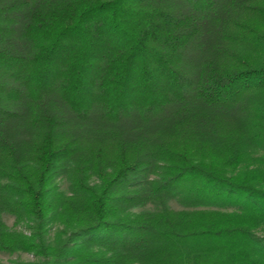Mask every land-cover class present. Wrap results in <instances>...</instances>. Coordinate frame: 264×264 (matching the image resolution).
Returning <instances> with one entry per match:
<instances>
[{
	"label": "trees",
	"instance_id": "obj_1",
	"mask_svg": "<svg viewBox=\"0 0 264 264\" xmlns=\"http://www.w3.org/2000/svg\"><path fill=\"white\" fill-rule=\"evenodd\" d=\"M259 231L264 0H0L1 252L264 264Z\"/></svg>",
	"mask_w": 264,
	"mask_h": 264
},
{
	"label": "rangeland",
	"instance_id": "obj_2",
	"mask_svg": "<svg viewBox=\"0 0 264 264\" xmlns=\"http://www.w3.org/2000/svg\"><path fill=\"white\" fill-rule=\"evenodd\" d=\"M68 182L67 181H61V188L65 191L68 190ZM170 207L174 210H182L183 207H181L177 202L173 201L170 203ZM155 207L153 205H148L143 209H139L136 212L141 211H154ZM4 220L8 227L12 230H22L20 227H14V217L10 215H4ZM258 236L262 237L264 236V231H259ZM38 259L35 258L33 255L24 254V253H17V254H7L0 251V263L3 264H21V263H37Z\"/></svg>",
	"mask_w": 264,
	"mask_h": 264
}]
</instances>
